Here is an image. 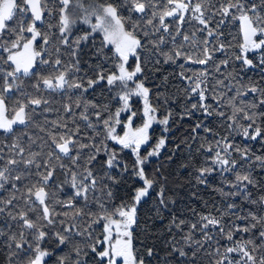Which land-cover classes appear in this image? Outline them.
<instances>
[{"label": "snow or ice", "instance_id": "6c2138e0", "mask_svg": "<svg viewBox=\"0 0 264 264\" xmlns=\"http://www.w3.org/2000/svg\"><path fill=\"white\" fill-rule=\"evenodd\" d=\"M231 24L242 43L226 41ZM160 58L182 82L163 99L182 97L176 114L144 83ZM177 119L193 123L169 160L187 150L180 168L215 195L193 191L205 211L170 213L161 249L149 223L176 200L149 165L172 137L153 142L150 129ZM5 253L4 264H264V0H0Z\"/></svg>", "mask_w": 264, "mask_h": 264}, {"label": "trees", "instance_id": "16d2710c", "mask_svg": "<svg viewBox=\"0 0 264 264\" xmlns=\"http://www.w3.org/2000/svg\"><path fill=\"white\" fill-rule=\"evenodd\" d=\"M225 33H226V41L232 40L233 44H239L242 43V34L239 31V28L235 24L226 25L225 27ZM228 32H231V35H227ZM233 36L235 39L233 40ZM97 42H99V37H97ZM237 48H232L230 52H237ZM220 56V54H217ZM89 56L88 50L85 49V52L82 56V68H87V65L83 63V60H87ZM222 58V57H221ZM160 64L156 65L160 69L159 72H156L152 69V65H147V68L149 71L146 73L148 76V79L144 81L145 86L152 89L153 93L159 94V99H152L153 104H160L161 105V113H163L166 109H171L174 114L179 113L182 110L183 103H182V97L179 99H176L174 101L170 100L167 105L163 104V99L165 96H170L172 92L175 91L174 86H181L182 82L171 75V73L175 70V65L165 64L163 63V58H160ZM239 62H234L235 65L238 66ZM129 66H134V58H130L129 60ZM197 67V66H193ZM221 71H227L226 69H221ZM168 76V81L165 82L163 80L164 76ZM248 77L252 78H258V73L256 71H249L247 76L245 77V80H247ZM28 83V82H26ZM31 90V89H29ZM233 93H229V95H232ZM105 96H107L110 99V94L107 92L104 93ZM93 97L89 96V99H92ZM243 99L249 100L251 99V95L249 97H244ZM133 110L138 111L137 117L134 119L135 126H138L142 123V118L140 116V111H142V101L139 98H136L133 101ZM56 107H59V104L54 105ZM117 106L115 102L113 101V107ZM124 114L121 116V119L123 120L125 118ZM50 118H54L51 117ZM171 123V122H170ZM193 123L192 120L185 119L183 121L177 119L174 125H171L172 131L169 133H162V126L157 125L152 129L151 136L153 142L162 134L169 135L172 137V140L170 141L169 147H167L162 153L159 158H153L151 164L149 165L150 171H155L157 168L160 169V171L168 178V195L171 196L173 199L176 200L175 205H170V208L168 211H164V220H156L155 224L152 225L149 223L150 228L154 229V242L158 248L163 249L164 241L168 238L167 232L164 230L165 225L167 224L168 217L170 213H176V214H183L185 216H190L191 213L189 211L190 208H195L197 211H205V209L202 207V204L200 201L196 198H193L191 193L193 191H198L200 195L205 199L211 201L212 197L215 195L214 193H211L209 190L203 188V186H195V180L193 179L194 173L189 174V170L180 168V164L184 161H186L189 158V154L187 150H183L180 152H177L174 156H172L171 160H169V156L173 153L174 149L172 147L173 144H175L178 140H180L183 136H185L187 129L190 127V125ZM211 126L213 128H216L218 132H223L222 129L217 127L216 123H211ZM119 131V129H118ZM203 135V134H202ZM260 145L255 144L253 146V150L257 151L259 154ZM142 152L144 149L141 150ZM125 157L128 160H131L132 155L130 152H125ZM214 183H218L217 180L214 179ZM217 200H219V197H215ZM157 207V199L155 196H153L151 199L148 200L147 203L142 204V216L147 217L149 215H154V213L151 211ZM137 234L140 237L141 241L145 240V236L142 230H137ZM134 243H138V241L134 240ZM163 254V253H162ZM4 255H0V264H4Z\"/></svg>", "mask_w": 264, "mask_h": 264}, {"label": "rangeland", "instance_id": "374dc122", "mask_svg": "<svg viewBox=\"0 0 264 264\" xmlns=\"http://www.w3.org/2000/svg\"><path fill=\"white\" fill-rule=\"evenodd\" d=\"M136 98H138V97H133L132 104H133V101H134ZM139 99H141V98H139ZM141 101H142V100H141ZM123 115H124V114H123ZM157 125H159V124H153L152 129H154V127L157 126ZM133 126L136 127L135 124H134V120H133ZM160 126H162V125H160ZM162 127H163V126H162ZM152 129H150V135H151V131H152Z\"/></svg>", "mask_w": 264, "mask_h": 264}]
</instances>
